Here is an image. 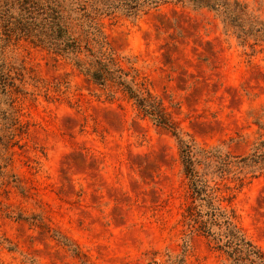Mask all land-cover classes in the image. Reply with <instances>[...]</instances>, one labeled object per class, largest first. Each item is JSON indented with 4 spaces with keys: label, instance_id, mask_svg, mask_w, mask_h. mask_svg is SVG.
<instances>
[{
    "label": "rangeland",
    "instance_id": "rangeland-1",
    "mask_svg": "<svg viewBox=\"0 0 264 264\" xmlns=\"http://www.w3.org/2000/svg\"><path fill=\"white\" fill-rule=\"evenodd\" d=\"M264 20V0H239ZM97 22L118 64L166 106L186 139L234 155L264 138V40L240 41L208 8L168 2ZM0 86V264H228L190 230L173 132L113 82L25 39ZM217 182V183H216ZM264 250V172L216 181Z\"/></svg>",
    "mask_w": 264,
    "mask_h": 264
},
{
    "label": "trees",
    "instance_id": "trees-1",
    "mask_svg": "<svg viewBox=\"0 0 264 264\" xmlns=\"http://www.w3.org/2000/svg\"><path fill=\"white\" fill-rule=\"evenodd\" d=\"M168 2L215 11L242 42L264 40V20L239 0H0V86L8 95L3 54L15 37L63 56L97 83L121 87L145 116L168 127L178 140L191 197L186 215L190 230L213 239L228 264H264V250L245 235L214 185L227 178L243 185L263 173L264 138L245 155L186 139L162 101L118 64L96 20L99 14L116 11L137 17Z\"/></svg>",
    "mask_w": 264,
    "mask_h": 264
}]
</instances>
